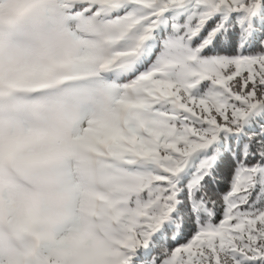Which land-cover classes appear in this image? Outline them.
I'll return each instance as SVG.
<instances>
[{"label":"snow or ice","instance_id":"obj_1","mask_svg":"<svg viewBox=\"0 0 264 264\" xmlns=\"http://www.w3.org/2000/svg\"><path fill=\"white\" fill-rule=\"evenodd\" d=\"M0 264H264V0H0Z\"/></svg>","mask_w":264,"mask_h":264}]
</instances>
